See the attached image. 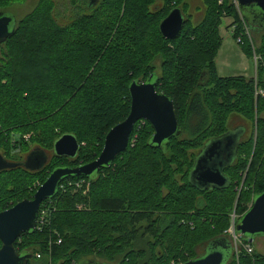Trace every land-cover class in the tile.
Listing matches in <instances>:
<instances>
[{
	"label": "trees",
	"instance_id": "obj_1",
	"mask_svg": "<svg viewBox=\"0 0 264 264\" xmlns=\"http://www.w3.org/2000/svg\"><path fill=\"white\" fill-rule=\"evenodd\" d=\"M157 1L162 2V5L157 4ZM184 1L99 0L93 9L87 11V15L79 17L74 22L77 33L65 27L62 28L63 30H56L55 25H52L48 28L49 32L46 36H36L41 30L34 32L37 30L35 27L46 23L43 18H48L47 12L50 8L48 3H40L32 16L24 21L23 29L25 30L19 37L24 38L27 33L32 34V39H36V42L34 41L36 46H19L15 51L4 56L5 63L1 62L0 140L7 142L8 132L22 127L24 122L36 127L50 119L71 118V115L64 114L68 109L65 103L67 92L72 90L70 89L72 82L70 79H65L68 77L67 72H70L69 66H64V62L60 60L54 64L55 58H51L52 49L60 42L64 47L73 43L77 54L76 61L71 60L70 67H79L82 75L87 73L89 65L98 61L96 70L99 73V67L103 66L101 76L104 77V73L106 75L108 73L110 76L120 78L119 83L123 77L128 79L127 83L120 87L112 85V90L118 91V94L114 96L111 91H105L106 88H103L101 82H95L90 78L86 83L80 84L81 91L75 96L77 104L75 106L81 111L78 121L84 129L96 134L100 150L103 149L104 140L109 131L122 123L129 114L130 84L134 81L145 82L151 75L156 76L157 91L173 101L181 135L178 138H172L161 148H156L151 144L153 136L151 126L147 122H138L134 131L141 123H145V131H151L145 141L143 138L142 146L128 148L122 160H118L117 157L109 168L101 169L94 179L83 176L64 179L59 184L56 195L40 206L39 213L47 210L48 219L45 225L39 230L36 228L31 235H23L16 242L15 248L20 254L30 253L28 249H19V243L23 239L38 240L40 237H51L56 241L59 238L61 241L59 245L56 241L54 242L51 247V256L63 252L70 258V262L74 260L75 264L89 261L90 256L102 260L99 264H170L171 261L174 264L175 260H177L175 264H184L201 257L209 243L221 240L231 248V257L227 264H264V258L257 256L254 250L251 255L242 251L236 262L233 244L228 234L231 216L233 214L236 216V225L249 210L253 199L264 192L261 187L264 182L255 171L253 160L248 168V175L251 172L256 174V178L251 179L255 188L252 191L255 193L250 201L249 198L244 200L246 195L249 196L252 192L250 188L238 194L235 190L234 176L231 174L239 167L245 149L249 150L245 154L250 155L251 139L239 143L236 158L231 166L225 169V176L229 181L227 188L200 191L189 182V174L202 148L211 140L231 131L225 127L226 119L230 115H238L247 120L251 119V125H253L254 116H248V114H251L261 98L255 95L258 94V88L256 90L252 80L247 81L242 77L222 79L217 76L215 58L221 45L218 32L221 14L227 13L234 19L233 39L237 41L242 37V44L238 45L242 47L245 56L252 61L254 54L260 58L261 62L258 63L256 70V82L263 75L264 38L259 50L256 49L254 44L244 36V28L246 27L250 34L258 35L259 33L248 26L245 18L240 14L239 7L238 11H235L228 5L227 0H223L225 3L223 7L217 6L218 0H212V3H208L209 0H203L206 6V17L196 27L189 29L185 19L180 36L174 41L164 40L159 32L160 23L172 10L181 9L180 6ZM6 5H0V8ZM160 11H163L164 15L159 19L155 14ZM84 21L88 23L89 30L83 26ZM124 23H129L134 31L139 29L135 39L131 40L133 43L137 39L139 47L140 34H144L150 28L151 35H154L157 43L162 46L161 50L170 55V58L164 61L165 69H168L169 73L166 72L164 75L152 73L149 70V61L141 68L142 73L137 76L136 72H139V69L137 70L136 63H140L141 58L135 60L132 54L114 56L110 50L108 58L105 56L100 58L103 41L108 35L105 32L113 31L117 24L122 26V29ZM49 24H51L50 19ZM18 29L19 25L16 22L14 34L1 46L9 43ZM262 33L264 31L260 34ZM69 35H72V38H67ZM173 44H177V52L169 49ZM140 57L144 60L148 58L144 53H141ZM131 61L134 64H131ZM115 63L123 64L122 68L119 67L121 70L114 68ZM44 64H48L49 68L44 69L42 67ZM28 70L31 74L27 72ZM34 70L36 73L33 74ZM112 71L119 75L115 76ZM53 72L60 76L58 80L50 76ZM72 73L73 70L70 74ZM129 73L133 75L129 77ZM206 80L209 81L212 92L204 90L206 86L202 82L205 83ZM57 81V88H55L53 86ZM46 83L54 90L45 93L43 89L46 88ZM258 83L259 81L257 85ZM73 84L76 83L73 82ZM58 90L64 93L57 94ZM210 97L220 100L212 105ZM44 99L47 101H39ZM41 102L43 104H40ZM55 104H58L59 111L50 117L48 106ZM71 104L74 106V101L68 103V105ZM211 108L219 110L218 114L216 112L212 114ZM15 110L16 113L13 112ZM256 127L260 130V135L255 144V158L256 154L264 152V119L258 120ZM63 135H73L78 143L81 141L74 129ZM58 139L52 142L50 159L40 171L31 173L23 168H17L1 172L0 177L19 172L23 173L26 179L37 175L40 179V187L56 168H74L96 159L88 156L83 164H78L82 151L80 143L79 152L73 160L56 157L53 154V145ZM34 148L47 152L45 148L37 145ZM0 155H2L1 152ZM53 160H65L71 165L53 168L51 167ZM47 170L51 171L46 173ZM44 173L47 176L43 180L41 175ZM179 177L183 186L177 184ZM27 181L22 183V189L23 185H28ZM82 181L85 185L76 188L75 184ZM88 183L89 186L86 185ZM10 186L12 188L8 189ZM82 188H89L86 196H81ZM15 190V186L5 182L0 186V195L14 193ZM21 201L23 200H16L13 206ZM3 204L4 198L0 200V205ZM77 205H82L83 209L77 210ZM61 215L64 219L59 218ZM243 239L244 243H248L247 238L243 237ZM198 248L202 249L199 255ZM32 255L34 260L40 259L35 254Z\"/></svg>",
	"mask_w": 264,
	"mask_h": 264
},
{
	"label": "rangeland",
	"instance_id": "obj_2",
	"mask_svg": "<svg viewBox=\"0 0 264 264\" xmlns=\"http://www.w3.org/2000/svg\"><path fill=\"white\" fill-rule=\"evenodd\" d=\"M89 0H0V5H6L2 8H0V12H5V15L8 17L13 18L19 25V29L17 30V33L15 37L7 44L1 46L0 48V65L2 63H5L4 56L11 52L15 51L17 47H23L25 45L30 46H36L34 41L36 42V39H32V34H26L24 38H20L21 32H23V26L24 21L29 19V17L32 16V14L35 12L37 7L40 5V3H48V18L50 19L51 24H49L48 18H43V20L46 21V23H41L39 26L37 25L35 29H37L34 32H37L38 30H41L37 37H40V35H47L49 32V29L52 25H55L56 30H63L62 28H68L69 31H73L74 33H77L76 29L74 28V22L79 17H84L87 15L86 4ZM228 5L233 8L235 11H238V5L237 0H227ZM208 3H212V0H209ZM157 4L162 5V2L157 1ZM223 0L217 1V6L223 7L224 6ZM205 5L203 3V0H185L183 4L180 6L181 11L183 12V15L185 19L188 22V29L191 27H196L205 17H206V9ZM51 9V10H50ZM122 11V10H121ZM152 11V10H151ZM150 11V12H151ZM249 12L248 10L240 9V14L245 18L247 15L248 20L249 19ZM152 13V12H151ZM162 13V14H161ZM163 11H160L159 13L155 14L159 19L164 15ZM161 15V16H159ZM169 15V14H168ZM246 20V19H245ZM220 24L218 26V32L219 36L221 38V45L219 47V50L217 52V56L215 58V66L217 70V76L222 79L227 78H235V77H242L244 79L252 80L254 86L256 85V90L258 88L257 93L255 95H259L261 98L258 101V104L256 107H254L251 114L249 113L248 116L253 115V125H251V119H245L244 117H240L238 115H230L226 121H225V127L227 129H231V131L240 128V126L245 127V134L241 141H248L251 139L252 141V149L250 152V155L247 156L245 153H248L249 150L245 149V153L241 156V163L236 170H234L231 174L234 176V183H236L235 190L239 194L240 192H246L247 188H250V191L254 188V182L251 179L256 178V174L254 172H251L248 175V168L251 160L254 161V168L255 171L259 173L261 176V179L264 182V152L261 154H256V158L254 157V151H255V144L258 142V137L260 135V130L257 129V121L260 119H264V69L262 72V76L259 77V83L257 85L256 82V72L253 65V61L250 58H247L243 52V49L241 46L238 45L237 41L233 39L232 31H234V28H232L234 25V19L231 16H228L227 13H222L220 16ZM248 26L251 27L252 24H256V20L251 19V21H246ZM22 23V25H21ZM83 26L89 30V25L86 21L83 22ZM122 26H119L118 24L114 28L113 31H106L105 33L108 34L106 37V40L103 41L104 45L102 49L100 50V58L105 56L106 58L110 55V50L112 51V54L115 55H122L125 56L126 54H132L134 59L137 60L138 58H141L140 63L137 64V70L139 69V72H136V75L139 76L141 72V68L147 64L149 61V70L152 71V73H156L157 75H164V73H169L168 69H165L164 61L166 58H170V55L168 53L163 52L162 46L157 43L156 37L154 35H151L150 28L141 35V42L140 47L138 46V43L136 40L131 43V40L135 39V34L137 31L139 32V29L137 31H134L132 26H129V23H124V27L121 29ZM258 31L261 32L264 30V22L260 23L258 25ZM29 31V29L27 30ZM30 33V32H29ZM119 36V38H118ZM62 39L65 37L61 36ZM67 38H72V35L67 36ZM118 38V39H117ZM137 38V37H136ZM263 38L264 33L253 35L250 34L249 41L254 44V47L259 50V47H261V44H263ZM242 39V37H241ZM49 41V40H48ZM21 42V43H20ZM45 42V40L43 41ZM47 43V42H46ZM50 44V41H49ZM46 44V45H49ZM73 43H70V46H63V44L58 43L57 46H55L51 54V58H55L54 64H56L57 61H63L64 66L68 65V69L70 72H67V76L65 79H70V82H72L70 89L71 91L67 92V99L65 103L67 104L68 109L64 112L66 115H71L70 117H58L56 119H50L49 121H46L43 124H39L36 127L31 126V124L24 122L22 127H19L17 129H13L8 132V135L6 136L7 142H4L5 140H0V152L2 156L10 161V162H17V161H23L25 156L34 149V146H40L47 150L49 154H52V142L55 139H58L60 136H62L65 132H70L72 129H74L77 134H79L81 141L79 142L82 151L80 160L78 159L79 163H84L85 158L88 156H93L96 159L101 154L102 150H100V143L98 142L96 134L89 132L88 130L84 129L80 122L78 121V118H80L81 111L75 106L77 105L75 103V96L77 95V92L81 91L80 84L86 83L89 81L90 78L92 80H95V82H101L103 85V88H106V92H110L114 96L118 94V91L112 90V85H119L122 86L128 79L125 77L121 78L122 81L119 83L120 78H116L114 76L107 75L104 73V77L101 76L103 73H101V70L103 68L99 67L100 73L96 70V63L93 65L88 66V71L85 75H82L79 67H70L71 66V60L74 62L76 61V50L74 48ZM134 47V48H133ZM177 48V44H173V46H170V50L174 52ZM136 51V53H134ZM150 52V53H149ZM177 52V50H176ZM12 53V52H11ZM144 53L147 55V59L144 60L142 57H140V54ZM154 56L152 58V56ZM2 62V63H1ZM131 64H134L133 61H131ZM42 67L44 69H48L49 65L44 64ZM123 67V64L115 63L114 68L116 70H121ZM72 68V69H71ZM73 70V73L71 71ZM85 70V69H84ZM115 71V70H114ZM112 71L114 74L117 71ZM29 73V70L27 71ZM33 74L36 73V70L32 72ZM31 74V73H29ZM115 76H118L119 74H114ZM133 73H129V77H131ZM166 75V74H165ZM50 76L56 80L59 79L58 73H50ZM64 78V76L62 77ZM61 81V80H59ZM143 81V80H141ZM75 82L76 84H73ZM58 81L54 84L53 87L57 88ZM60 83V82H59ZM202 84H205L204 86L207 91L212 92L211 86L209 85V81L206 80V82H202ZM53 87H49L48 83H46V88L43 89L45 93L51 92L54 90ZM58 93H64L61 90H58ZM66 94V93H65ZM214 94V92H213ZM64 95V94H63ZM210 102L212 105L215 104L217 100L216 97H210ZM39 101H47L39 100ZM74 101V106L68 105V103ZM40 104H43L41 102ZM47 107V105H46ZM58 104L54 106H48V110L50 111L49 116H54L59 110H58ZM219 110H216V108H211V113L214 114L215 112L218 114ZM16 113L17 111H13ZM12 112V113H13ZM2 115V111L0 109V116ZM144 122V121H143ZM145 123H141L140 126L136 127L135 131L132 133L128 148H133L136 145L142 146L143 144V138L144 141L149 137L151 131H145L144 130ZM251 134V135H250ZM251 136V137H250ZM25 138L30 139L29 141ZM127 150L122 154L118 156V160H122L125 156ZM101 151V152H100ZM258 158V160H257ZM95 159V160H96ZM124 163H122L123 165ZM71 165L69 162L62 160H53L51 167H59V166H68ZM75 165V164H74ZM73 167V166H72ZM51 170H47L46 173H49ZM44 172V171H43ZM42 172V173H43ZM42 174V179L46 178L47 174ZM254 173V174H253ZM36 177V178H35ZM0 179H3L0 181V186H2L5 182H7L8 185L15 186L16 190L14 193L10 194H2L0 195L2 200L4 198V204L0 205V210L6 209L8 210L10 207L12 208L14 202L16 200H31L33 198L34 193L36 192L37 188L40 184V179L37 178V175L31 178L26 179L25 175L23 173H15L10 175H5L0 177ZM43 179V180H44ZM28 180V185H23V189L21 188V185L23 182ZM179 183L178 185L183 186V182L181 181V177L178 178ZM246 181V182H245ZM250 182V183H249ZM252 184V185H251ZM261 187L264 189V184L261 185ZM12 188L11 186L8 187V189ZM82 192L80 193L81 196H86L89 192V188H82ZM255 190V188H254ZM34 192V193H33ZM88 192V193H87ZM75 194L74 192H72ZM255 192H250L249 196L246 195V198H249V201L251 199V196H253ZM251 205V204H250ZM248 205V206H250ZM77 210H82V205L76 206ZM1 213V212H0ZM163 215V213H162ZM59 218L64 219L63 215L59 216ZM66 224H64L65 226ZM61 239V238H60ZM59 238H57V241L54 240L51 237H40L38 240H35L33 238H26L23 239L22 242L19 243V249H28L30 250V253L35 254L36 256H39L40 259L34 260L31 262V264H75V261L72 260L70 262V258L66 256V254L59 253L56 256H51V247L54 244V242H58ZM22 244V245H20ZM59 245L58 243H56ZM251 245L254 248L255 254L257 256L264 258V236H256L253 238ZM202 249L198 248L197 253L198 255L201 254ZM226 260V258H225ZM229 259L227 258L226 263ZM89 261H95L97 263H102V260L99 258H96L94 256L89 257ZM177 260L173 261L175 264ZM172 264V261L170 262Z\"/></svg>",
	"mask_w": 264,
	"mask_h": 264
},
{
	"label": "water",
	"instance_id": "obj_3",
	"mask_svg": "<svg viewBox=\"0 0 264 264\" xmlns=\"http://www.w3.org/2000/svg\"><path fill=\"white\" fill-rule=\"evenodd\" d=\"M99 0H89L87 10L93 9ZM240 9L248 10L249 19L256 20L251 29L255 32L258 25L264 22V0H237ZM185 17L181 9L176 8L160 23L159 32L164 40H176L184 27ZM16 21L0 12V46L15 32ZM264 31V30H263ZM262 32V31H261ZM257 32V33H261ZM156 76L151 75L145 82L134 81L129 86L130 111L127 118L106 135L99 157L87 164L74 168H56L37 189L31 200H23L12 208L0 213V264H29L33 260L30 253H19L16 242L23 235H31L37 227V217L43 202L53 198L59 184L68 177H86L94 179L101 169H107L115 159L124 153L129 145L135 125L144 121L153 129L151 144L161 148L172 138H178L181 130L177 120L173 101L157 91ZM240 127L208 142L195 159L189 174L190 184L200 191L225 189L229 181L225 169L230 167L236 158V151L245 134ZM80 146L73 135H63L54 142L53 154L73 160ZM50 154L40 148L32 149L22 162L7 161L0 155V173L17 168L34 173L45 167ZM236 232L247 238L249 244L256 236H264V192L253 199L244 216L235 226ZM231 257V248L221 240L207 245L204 254L184 264H227ZM226 258V260H225ZM79 264H99L83 261Z\"/></svg>",
	"mask_w": 264,
	"mask_h": 264
},
{
	"label": "built area",
	"instance_id": "obj_4",
	"mask_svg": "<svg viewBox=\"0 0 264 264\" xmlns=\"http://www.w3.org/2000/svg\"><path fill=\"white\" fill-rule=\"evenodd\" d=\"M238 5V3H237ZM244 36H246L248 39H250V32L248 31V29L245 27L244 28ZM242 39L241 37L237 40V43L238 44H242ZM252 43V42H251ZM261 62L260 58L257 57L255 54L253 55V65H254V68H255V72L257 70V66H258V63ZM263 64H264V60L262 61ZM26 140H29L28 138H25ZM74 185V184H73ZM83 185H85V182H80V183H76L75 184V187L76 188H81ZM87 186H89V183L86 184ZM63 188V187H61ZM47 210H42L40 213H39V216H38V222H37V227L38 230L43 226L45 225V223L47 222ZM235 219H236V216L233 214L231 216V227L230 229L228 230V234L231 238V241H232V244H233V248H234V255H235V260L236 262H238V258H239V255L240 253L243 251L244 253H246L247 255H251L253 253V246L249 243H244V239L241 235H239L236 230H235ZM58 244H61V241L58 240L57 242ZM37 258H39V256H37Z\"/></svg>",
	"mask_w": 264,
	"mask_h": 264
},
{
	"label": "flooded vegetation",
	"instance_id": "obj_5",
	"mask_svg": "<svg viewBox=\"0 0 264 264\" xmlns=\"http://www.w3.org/2000/svg\"><path fill=\"white\" fill-rule=\"evenodd\" d=\"M25 157H26V156H25ZM24 159H25V158H24ZM23 161H24V160H23ZM21 162H22V161H21ZM32 261H33V260H32ZM32 261H31V262H32Z\"/></svg>",
	"mask_w": 264,
	"mask_h": 264
}]
</instances>
